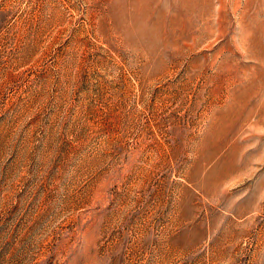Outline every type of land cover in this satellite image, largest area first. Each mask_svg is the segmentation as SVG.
Here are the masks:
<instances>
[{"label":"rangeland","instance_id":"obj_1","mask_svg":"<svg viewBox=\"0 0 264 264\" xmlns=\"http://www.w3.org/2000/svg\"><path fill=\"white\" fill-rule=\"evenodd\" d=\"M0 264H264V0H0Z\"/></svg>","mask_w":264,"mask_h":264}]
</instances>
